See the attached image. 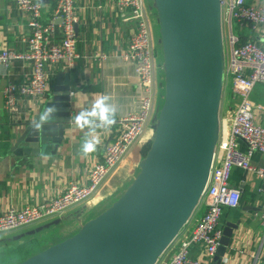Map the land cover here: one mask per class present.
Wrapping results in <instances>:
<instances>
[{"label": "crops", "instance_id": "1", "mask_svg": "<svg viewBox=\"0 0 264 264\" xmlns=\"http://www.w3.org/2000/svg\"><path fill=\"white\" fill-rule=\"evenodd\" d=\"M40 2H42V22L44 24L52 22L56 11V0H40ZM146 4L154 31L158 23L155 18L154 1L146 0ZM76 7L80 18V23L77 25V50L82 58L73 68H69L66 63L50 65V89L47 94L24 101L20 113L15 117L5 108L3 90L10 82L19 84L27 81L31 67L21 61H14L7 68L0 65V216L11 209H21L29 204H48L72 182L79 185L88 184L93 165L103 159L106 145L121 130V120L139 111L141 88L138 86L135 66L121 57V54L127 51L130 40L137 31L135 22L125 21L122 18L117 0H76ZM60 23L61 20H58L59 28L54 33L57 40L61 38ZM31 35L30 16L12 2H0L1 47L23 52L27 49L26 40ZM155 40L158 48L156 37ZM103 54L106 58L102 60L100 56ZM159 55L158 49V108L163 98L164 78L163 58L161 59ZM60 72L70 74L72 110L71 122L64 127L62 142L57 145L42 146L36 153H15L13 146L17 138L40 111ZM227 87L228 85L224 86L220 108V136L224 137L230 132L234 105L237 101L233 91ZM101 96L108 97L106 103L114 110L116 123L107 129L100 126L101 122L98 118L89 117L92 121L91 129L87 126L83 129L75 127L72 123L73 118L81 112H91L94 102ZM250 97L260 105L255 109V121L264 126V84H257ZM153 127L154 120L145 135L94 197L70 209L61 217L58 216L52 221L31 228L43 226L42 233L47 236L63 232L62 237L55 241L58 243L73 236L85 222L111 206L128 189L140 171L144 150L149 146L154 135ZM92 129L95 131L92 132ZM91 135H98L100 144L97 151L85 157L79 149L84 139L91 138ZM20 146L22 149L27 148L25 143ZM240 147L247 150L244 142L240 141ZM252 163L257 166L264 165V153L254 154ZM230 184L241 190V199L238 207L225 209L221 217L222 229L227 224H236L237 229L234 230L230 246L220 264H264V226L261 222V214L264 212L262 193L264 184L255 174L239 168L233 170ZM206 208V201L202 199L188 223L162 255L159 264H164L172 258L190 239ZM28 230L21 229L13 233L1 234L11 237L10 241L0 238V246L8 244L9 248H6L8 252L14 248L18 249L24 243V237L15 241L12 239L21 235L22 231ZM73 231L76 232L72 234ZM42 233L39 234L43 236ZM189 255L207 264L215 263L214 257L208 256L205 246L201 243H192L189 247ZM14 261L9 264L15 263Z\"/></svg>", "mask_w": 264, "mask_h": 264}, {"label": "water", "instance_id": "2", "mask_svg": "<svg viewBox=\"0 0 264 264\" xmlns=\"http://www.w3.org/2000/svg\"><path fill=\"white\" fill-rule=\"evenodd\" d=\"M164 67V100L140 171L128 189L77 233L17 264H156L199 206L220 137L225 54L220 0H154ZM70 74L60 72L40 111L24 127L15 153L60 144L71 122ZM40 131L32 129L44 109ZM27 144L22 149L20 144ZM236 224L223 229L220 264ZM35 227L22 233L35 235Z\"/></svg>", "mask_w": 264, "mask_h": 264}, {"label": "built area", "instance_id": "3", "mask_svg": "<svg viewBox=\"0 0 264 264\" xmlns=\"http://www.w3.org/2000/svg\"><path fill=\"white\" fill-rule=\"evenodd\" d=\"M9 1L30 16L32 35L26 40L23 52L10 51L0 45V65L9 67L14 61L27 63L30 76L23 83L10 82L3 90L5 108L12 116L20 113L24 101L43 97L50 89L49 66L66 63L75 67L82 58L77 50V25L80 23L76 0H56V11L52 22H42L40 0ZM225 20L233 30L234 21L239 33L232 31L230 48L225 56L224 86L232 81V90L237 98L230 132L220 136L214 153L210 175L202 199L206 211L196 224L191 237L180 250L164 264H207L189 255L192 243L205 246L210 258L214 257L223 237L220 221L225 209L240 205L241 190L231 186L234 169L255 174L264 184V165L252 163L256 153H264V126L256 123L255 109L260 107L250 97L257 84H264V0H220ZM117 7L125 21H134L137 31L132 36L127 51L121 54L124 61L135 66L138 86L141 88L139 111L121 120V130L106 145L104 157L96 162L90 173L89 183L79 185L72 182L68 188L45 205H29L11 209L0 216V234L25 229L30 225L46 222L64 215L70 209L94 197L119 167L136 144L145 135L151 121L158 112V48L153 35V25L146 0H117ZM61 28V38L54 33ZM242 36L247 37L241 42ZM103 60L106 56H100ZM240 141L247 150L240 147ZM264 194V187L262 189ZM264 226V212L261 214ZM162 257V256H161ZM156 264H159L160 259Z\"/></svg>", "mask_w": 264, "mask_h": 264}, {"label": "rangeland", "instance_id": "4", "mask_svg": "<svg viewBox=\"0 0 264 264\" xmlns=\"http://www.w3.org/2000/svg\"><path fill=\"white\" fill-rule=\"evenodd\" d=\"M154 1V0H153ZM155 8V6H154ZM225 16H226V13L223 12L222 13V35H223V47H224V54L225 56H227L228 52H229V48H230V41H231V38H232V31L234 32L235 35H237L239 33V30H238V27H237V23L234 21V24H233V30H231L229 24L226 22L225 20ZM155 18L158 20L157 18V13L155 14ZM153 35L156 37L157 39V42H158V49L160 50V57L161 59L163 58V55H162V49H161V43H160V27H159V24L157 23L156 25V28L155 30L153 31ZM163 77H164V67H163ZM163 82V86H162V100H161V105L159 107V110L163 104V100H164V85H165V79L163 78L162 80ZM232 81L230 82V84L228 85V89H231L232 90ZM233 91V90H232ZM234 94V92H233ZM235 96V95H234ZM238 102L236 101V104L234 105V108H236ZM159 112V111H158ZM157 112V113H158ZM156 113V115H157ZM156 117V116H155ZM154 120V119H153ZM152 120V121H153ZM150 147V145H149ZM30 205V204H29ZM27 205V206H29ZM33 205V204H32ZM10 211V210H9ZM8 211V212H9ZM7 212V213H8ZM58 217V216H57ZM61 217V216H60ZM56 218V217H55ZM54 219V218H53ZM53 219H50L51 221ZM50 220L46 221V222H49ZM42 223H45V222H42ZM38 224H41V223H38ZM37 224H33V225H30L28 226L27 228H25L26 230L29 229L31 230L32 228L31 227H34L36 226ZM31 228V229H30ZM24 229V230H25ZM23 233H25L24 231H22ZM20 232V233H22ZM27 232V231H26ZM43 232V231H42ZM41 232V233H42ZM76 231H73V233H75ZM13 233V231H12ZM20 233H17L20 234ZM61 233L63 232H56V233H52L51 235H48L45 234V233H42L44 234L43 236L39 233L35 234V235H26L24 237V243L22 245L19 246L18 249H14L11 250V251H7L6 248H9L8 244H6L5 246H0V263H3V262H7V264L13 262L15 259V263H12V264H17L19 262H22L24 261L25 259H27L28 257H31L39 252H41L42 250H44L45 248L48 247V245H51L53 243H56L61 237ZM66 233V232H65ZM64 233V234H65ZM77 233V232H76ZM70 234V233H69ZM10 235H7V236H4V235H1L0 234V238H4L3 240L6 239V241H10ZM16 237V236H15ZM16 239H12V241H15ZM50 241V242H49ZM56 241V242H55Z\"/></svg>", "mask_w": 264, "mask_h": 264}, {"label": "clouds", "instance_id": "5", "mask_svg": "<svg viewBox=\"0 0 264 264\" xmlns=\"http://www.w3.org/2000/svg\"><path fill=\"white\" fill-rule=\"evenodd\" d=\"M260 42L264 43V37L260 38ZM108 97L101 96L98 98L92 107L91 112H81L78 115H76L72 123L75 127H78L80 129L85 128L86 126L91 129L92 121L89 119V117H96L101 122L102 127L104 128H110L113 126L115 121V113L114 110L109 106V104L106 103ZM56 111L55 105L52 107L44 109V113L40 115L39 120H34L32 122V129L33 131H40L43 124L47 122L46 115L50 116L52 113ZM95 130L92 129V132ZM100 144V139L98 135H91V138H86L81 144V147L79 149V152L83 154V156L87 157L89 154L97 151L98 145Z\"/></svg>", "mask_w": 264, "mask_h": 264}, {"label": "trees", "instance_id": "6", "mask_svg": "<svg viewBox=\"0 0 264 264\" xmlns=\"http://www.w3.org/2000/svg\"><path fill=\"white\" fill-rule=\"evenodd\" d=\"M247 40V37H245V36H242V38H241V42H245ZM148 149H149V146H147L146 148H145V150H144V154H146L147 153V151H148ZM29 258V257H28Z\"/></svg>", "mask_w": 264, "mask_h": 264}, {"label": "bare ground", "instance_id": "7", "mask_svg": "<svg viewBox=\"0 0 264 264\" xmlns=\"http://www.w3.org/2000/svg\"><path fill=\"white\" fill-rule=\"evenodd\" d=\"M164 86H165V85H164ZM46 94H47V93H46ZM155 116H156V115H155ZM155 116H154V118H155ZM154 118H153V119H154ZM153 119H152V120H153ZM151 123H152V121H151ZM150 126H151V125H150Z\"/></svg>", "mask_w": 264, "mask_h": 264}]
</instances>
